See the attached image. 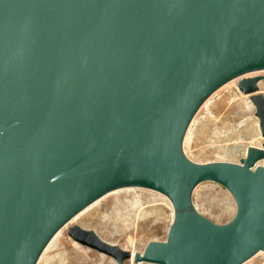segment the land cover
I'll return each instance as SVG.
<instances>
[{"label":"water","instance_id":"obj_1","mask_svg":"<svg viewBox=\"0 0 264 264\" xmlns=\"http://www.w3.org/2000/svg\"><path fill=\"white\" fill-rule=\"evenodd\" d=\"M264 0H0V264H38L110 192L147 188L174 209L164 241L132 252L74 224L117 264H244L264 251V140L240 162L191 159L194 118L238 79L264 138ZM236 203L219 224L198 185Z\"/></svg>","mask_w":264,"mask_h":264},{"label":"rangeland","instance_id":"obj_2","mask_svg":"<svg viewBox=\"0 0 264 264\" xmlns=\"http://www.w3.org/2000/svg\"><path fill=\"white\" fill-rule=\"evenodd\" d=\"M254 75L264 77V70L246 76ZM238 81L218 89L194 118L184 141L185 152L191 159L240 162L249 146H262L264 138L256 108L250 95L239 89ZM259 87L264 94V79ZM193 200L203 215L219 224L230 221L236 213L232 194L215 182L198 185ZM173 217L170 200L160 192L147 188L115 190L70 221L54 249L46 253L47 259L41 256L38 264H117L112 257L74 241L68 233L70 226L78 224L92 229L104 240L134 253L143 252L151 240H166ZM244 264H264V251Z\"/></svg>","mask_w":264,"mask_h":264},{"label":"bare ground","instance_id":"obj_3","mask_svg":"<svg viewBox=\"0 0 264 264\" xmlns=\"http://www.w3.org/2000/svg\"><path fill=\"white\" fill-rule=\"evenodd\" d=\"M209 100H211V98H209L207 101H206V103L203 105V107L207 104V102L209 101ZM202 107V108H203ZM201 108V109H202ZM200 109V110H201ZM200 112V111H199ZM199 112H198V114H199ZM197 114V115H198ZM197 115H196V117H197ZM262 136V135H261ZM98 201H96L95 203H93L92 205H94V204H96ZM91 206V205H90ZM87 209V208H86ZM77 217V216H76ZM76 217L74 218V219H76ZM73 219V220H74ZM72 221V220H71ZM61 233H62V229L55 235V237L52 239V241L49 243V245L47 246V248L45 249V251L43 252V254H42V257H43V259H44V257L46 256V253L51 249V248H53L54 249V246L56 245V242H57V239L59 238V236L61 235ZM46 259H47V257H45ZM49 262V261H48Z\"/></svg>","mask_w":264,"mask_h":264}]
</instances>
